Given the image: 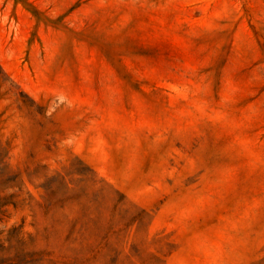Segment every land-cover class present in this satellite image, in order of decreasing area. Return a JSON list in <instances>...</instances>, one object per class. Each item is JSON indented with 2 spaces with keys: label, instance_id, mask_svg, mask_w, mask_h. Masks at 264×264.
Instances as JSON below:
<instances>
[{
  "label": "rangeland",
  "instance_id": "rangeland-1",
  "mask_svg": "<svg viewBox=\"0 0 264 264\" xmlns=\"http://www.w3.org/2000/svg\"><path fill=\"white\" fill-rule=\"evenodd\" d=\"M0 264H264V0H0Z\"/></svg>",
  "mask_w": 264,
  "mask_h": 264
}]
</instances>
